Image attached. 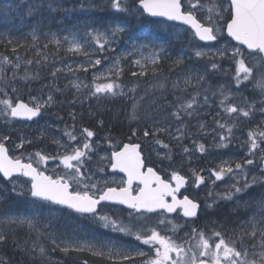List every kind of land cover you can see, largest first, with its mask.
<instances>
[{
  "label": "snow or ice",
  "instance_id": "6c2138e0",
  "mask_svg": "<svg viewBox=\"0 0 264 264\" xmlns=\"http://www.w3.org/2000/svg\"><path fill=\"white\" fill-rule=\"evenodd\" d=\"M46 7L50 13L70 14L77 10L75 7L57 8L51 3ZM43 8L45 5L41 0L28 8V15ZM79 10L111 15H96L92 23L76 24L68 29V35L47 34L57 53L64 48L66 53L85 58L75 66L69 63L55 67V54L50 56L36 45L40 36L39 23L33 28L32 47L36 48L38 57L35 63L42 65L52 61L53 68L49 82L41 86L38 95L29 94L27 102L21 98L23 90L16 86V81L30 83L41 79L40 73L25 67L21 74L22 65L33 64L32 59L23 60L19 54L20 48L28 47L27 43L0 38V45L10 46L14 54V58L0 54V118L6 122L35 121L63 103L80 106L88 103L89 118H95L97 113L91 111L93 102L99 111L105 107L104 102L124 99L131 102L130 111L125 114L131 134L124 143L108 131L101 143L94 139L98 136L94 129L82 126L77 130L78 114L73 108L68 113L72 123L60 129L62 136L48 135L47 127L50 126H46L38 137L49 139L55 146L54 154L39 150L9 155L5 142L10 136L5 135L0 140V174L10 183V192L20 201V208L0 216V225L26 228L37 237L26 248L15 238L12 243L30 260H39L40 264L48 259L40 237H47L65 255L87 252L111 264H125L138 258L140 264H264V0H206L203 3L202 0H81ZM198 12L204 15L198 18ZM145 16L187 26L185 31L191 33L189 40L203 42L199 46H189L171 60L169 72L182 69L178 79L171 82L172 89L181 94L176 95L174 91L175 103L165 97V102L157 104L151 112L143 110L142 101L150 93L165 89L167 77L157 78L162 71V61L168 60L170 53L166 42L157 36L146 34L142 29L133 30L131 20L139 22ZM182 38L181 33L173 36L176 40ZM122 43L125 47L116 54ZM47 48L48 43L44 45V49ZM109 53L115 55L109 56ZM185 60L204 63L182 68ZM225 61L232 67L225 68ZM126 67L135 69L130 75L139 78L130 86L123 79ZM93 69L90 82L86 76L78 75L81 72L88 74ZM58 73H70L74 78L68 79L61 88ZM229 73L231 79L225 82L213 85L209 79L217 74L226 77ZM149 74L154 82L143 94H138L140 80ZM249 84L258 93V99L250 100L244 96ZM45 88L48 89L46 99ZM189 88L195 91L190 98H185L183 93ZM70 89H74L71 99H56V94L65 95ZM152 103L156 104V100ZM213 105L217 110L212 115L213 126L208 127L207 121L199 117L211 114L201 110H210ZM257 114L261 116L259 123L249 128L247 139L241 141L237 130L242 119L250 121ZM56 115L57 119L63 120L59 113ZM79 116L82 118L83 113ZM194 118L195 133L187 123ZM96 124L103 128L104 120L98 119ZM208 136L212 139L207 145L197 138ZM162 137L174 142L180 152L175 153ZM186 139L193 147L184 143ZM32 143V139L21 137L16 147L23 149ZM104 145L111 151L101 154ZM230 146L244 150L242 160L221 159L216 167L207 170V177L203 174L204 168L191 167L194 153L206 154ZM152 153H155V161ZM175 155L181 159L175 160ZM49 160H58L62 165L63 172L56 174L55 178L41 170L40 166L46 169ZM185 164L189 168L182 172ZM107 169L111 173H123L125 177L117 180L106 172ZM253 170H258L259 175ZM20 177L29 180L20 182ZM226 179L229 181L226 190L214 193L212 189L217 182ZM201 185L212 186L208 191L212 203L205 202L203 209L197 197L190 198L181 191L187 192L192 187L199 189ZM254 188H259V192L250 195L243 204L245 208L251 206L253 212L241 222L238 230L212 228L206 234L196 226V220L205 210L219 201H234L240 206L243 195ZM3 191L0 203L7 198L8 190ZM112 206H124L128 210L127 216H121V209ZM109 207L115 216L105 210ZM65 211L69 215L86 217L112 233L131 237L134 242L148 246V251L135 243L124 244L112 237L85 242L61 239L58 242L54 221ZM170 214H176V219L183 220V224H177ZM153 220L154 224L151 223ZM185 225L189 230L178 236ZM49 228L53 230L47 231ZM8 239L4 228H0V245L6 244ZM246 240L253 242L248 244ZM0 264H9V261L0 259ZM82 264H88V261L84 260Z\"/></svg>",
  "mask_w": 264,
  "mask_h": 264
},
{
  "label": "rangeland",
  "instance_id": "374dc122",
  "mask_svg": "<svg viewBox=\"0 0 264 264\" xmlns=\"http://www.w3.org/2000/svg\"><path fill=\"white\" fill-rule=\"evenodd\" d=\"M0 2L8 5V6H16L17 3L15 2V0H0ZM52 5L54 7L57 8H63L65 6V4H67L68 0H52ZM206 2V0H202V3ZM79 5H76L77 8H79ZM67 8H73V5H70L68 7V5L66 6ZM16 12L15 15L19 14L18 10H15ZM49 14V16H48ZM51 14V15H50ZM198 18L202 15H204V13L202 12H198L197 13ZM61 14L60 12H56V13H50L49 11H47L46 15H45V22H44V28L41 31V34L44 35L43 37V42L41 43H49V39L50 36L47 35L49 33H55L59 36H64V35H68V29L67 27H54V23L56 21H60ZM64 17V16H61ZM159 22V23H158ZM154 23L156 24V26H161V21H154ZM139 28L137 29H142L144 33L148 34L149 30L147 27L149 26H145L143 22L137 23ZM186 27L179 25L176 26V33H181L183 38H190L191 33L185 31ZM15 31V28H14ZM135 31V30H134ZM8 34V35H7ZM5 36L1 35V38H9L12 39V37H10V33H7ZM174 34V35H175ZM173 35V36H174ZM173 36L171 39L169 40H163L166 42V47L169 50L170 53V58L167 60L168 61V69H169V64L171 63V60L175 59L177 57V55L181 54L182 51H184L185 49H187L189 46H182L179 47L177 49H174L175 44L173 43ZM159 38V37H158ZM182 38V39H183ZM181 39V40H182ZM38 43H40L38 41ZM201 44L195 45V46H199ZM125 47V44L122 43L120 45V47H118L116 49V54H118L121 49H123ZM3 54V53H1ZM4 55H8L10 58H14V55L12 54H4ZM109 56L115 55L112 53L108 54ZM145 55H148L147 52H145ZM77 58V59H76ZM84 57L83 56H79L77 55V57H75V60H67L63 63H59L58 65H54L55 67H63L66 64H73V66H75V64L77 62H83L84 61ZM122 63L124 64H128L127 61H123ZM204 62L203 61H195V60H185V65L182 66V68H186L187 65L189 64H194V65H202ZM100 67H103V65H101ZM227 68H231L230 66ZM128 69L131 70H135V69H130V67H126L125 68V74L128 72ZM91 71H95V69L90 70V72L88 74H85L83 72L78 73V75H80L82 78H84L85 76H90L91 77ZM130 71L128 72V74L130 75ZM182 69L181 68H177L172 72H167V81H166V87L165 89L161 92V91H156V96H154L153 98H148L145 97L143 102H142V106L145 107L146 111L151 112L154 108H156L157 104H163L164 98L166 97V99L168 101H172L173 103H175L174 101V96H173V92L175 91L176 95H180L181 93L179 91H176L174 89H172L171 87V82L173 80L178 79V77L181 74ZM124 74V77H125ZM10 75V73H9ZM59 76V80L58 83L60 85L61 88L64 87V85L67 83L68 79H73L74 77H72V75L70 73H58L57 74ZM48 76V77H47ZM47 77V78H44ZM41 79H51L50 77V73L49 74H41ZM231 77H223L221 78L218 82H225L227 80H230ZM19 80L16 81V86L18 88H21L23 90L22 86L18 85ZM217 82V83H218ZM48 81L46 80L45 82H42L40 85L38 86H30L31 83H28V88L31 89V92H33V96L38 95L40 93L41 90V86L44 84H47ZM216 84V83H215ZM214 84V85H215ZM193 88H189L187 90L190 91ZM33 90V91H32ZM251 91H252V96L251 99L257 98L258 99V93L253 91L252 87H251ZM47 92L48 89L45 88L43 89V94H44V98H47ZM74 92V89H70L65 95H61V99L58 98V94H56V99L58 101H67L69 99L72 98V94ZM186 93V92H185ZM183 93V95L185 94ZM9 95H12L11 91L9 90ZM149 96V95H147ZM2 98V97H0ZM22 99H24L27 102L28 96H26L24 94L23 91V95L21 96ZM156 100V104H153L152 101ZM79 107V105H69L67 103H63L59 106L53 107L52 109H49L47 114L43 115V117L35 122L32 123H24V122H18L16 120H12V121H8L6 122L3 118H0V140L3 139V137L5 135L10 136V139L7 140L6 146L8 147L10 154L13 156H18L21 153H34L35 151H39V150H44L46 152H52L54 154L55 152V146L53 144H51L49 142V139L46 137L44 139H38V137L40 136L41 130L42 128H45L46 126H50L47 127V132L48 135H54V136H62V133L60 131V129H62L64 127L65 124H71L72 121L69 119L68 113L70 110H72L73 108H75V110H77V108ZM171 109H167V111H170ZM217 109L215 108V105H213V108L210 110H205L202 109L201 111H208L211 114L208 115H202L201 117H199V119L205 120L207 121V126L211 127L213 126V121H212V115L215 114V111ZM56 113H59L60 116L63 117V120L57 119V115ZM97 113V112H96ZM161 115L163 114V111L160 113ZM98 119H103L100 117V114L97 113L95 118H89L90 121V125L89 126H85L82 125L81 122L76 123V127L77 130H79L82 126L83 127H89L94 129L95 131H97L98 136L94 139H99L101 141V143H103V137L105 135L106 132L110 131L108 126L106 125L105 121H104V127L103 128H99L97 127L96 121ZM261 119L260 114H257L255 117H253L252 120L250 121H243L240 123V127L239 130H237V135L240 137L241 141L246 140L247 139V130L251 127H254L255 124L259 123ZM104 120V119H103ZM187 123L189 125V128L191 129V131L193 133H195L197 131L195 125H196V119H189L187 120ZM111 132V131H110ZM21 137H27L32 139L33 143L30 145H25V147L23 149H18L16 147V145L19 143L20 138ZM163 138V137H162ZM198 139L202 140V142H204L206 145L209 144L211 142L212 137L208 136V137H197ZM165 139L166 143H170L171 146L173 147V150L175 153H179L180 152V148L178 146L175 145L174 142H171L169 140ZM124 143L128 142V140L123 141ZM184 143L189 147H193L191 144L190 140H185ZM110 152V149H107V145H104L101 149L100 152L101 154H104L105 151ZM244 156V150L240 149L238 147L235 146H230L228 149H223V150H213L209 153L206 154H202V153H194L192 155V159H191V167L193 168H204L206 171L203 173L206 177L208 175L207 170L216 167V165L220 162L221 159H236V160H242ZM96 158L94 157V160ZM174 159L179 161L181 159V157L179 155H175ZM152 160L155 161L156 160V156L155 153H152ZM35 165V164H34ZM36 166V165H35ZM41 170H45L46 173L48 175H53V177L55 178L56 174L62 173L63 172V168L62 165H60V162L58 160H49L46 166V169L43 165L40 166ZM251 167V166H250ZM189 168V165L185 164L184 168L182 169V172H186ZM55 170V171H53ZM255 172V174L259 175L258 170H253ZM107 173H109L110 175H114L115 178L117 180H120L121 178H124L125 176L121 173H111L110 169L106 170ZM99 178V177H98ZM20 182H25L28 181L29 179L25 178V177H20L19 178ZM191 183V181H190ZM229 183V181H227V179L223 182H217V185L215 186L214 189H212L211 185H208V187H205V185H201V187L199 189L197 188H189L186 193V195H189V197H197L199 202H201L202 204H205V202L211 204L212 203V198H209L208 196V191L210 189H212L214 191V193H220L226 190V185ZM206 184H207V180H206ZM28 185L25 184V187H27ZM10 188L11 185L10 183L4 181V179L1 178L0 176V195H4V191L3 190H8V194H7V198L4 200L3 203H0V216L5 215L7 213H12L14 211H18L20 208V201L18 200V198L15 196L14 193L10 192ZM259 188H254V189H250L249 191L254 192L252 195H256L259 192ZM250 196V193H245L243 195V197L241 198L240 201V206H238L234 201H219L217 204H215L212 208L207 209L203 212V214L201 215L202 217V223L204 225V227L206 228L205 232L206 234H208L209 229H212L213 225L215 224V219L212 218V214L215 213V208L216 207H226V209L231 212V214H235L238 211V207H243L244 201L248 200ZM112 207H118L121 209L120 211V215L123 217L127 216V209L125 208H121L122 206H112ZM112 207L106 208L105 210L108 211L110 214H112L113 216L116 215L115 212L112 211ZM47 211V210H45ZM170 218H174L175 222L177 224H183V220L181 219H176V215L174 216H170ZM237 222L241 224L242 221H246L247 220V216L242 217L240 214V217H237ZM151 223H155V221H151ZM171 227V226H169ZM0 228H4V231L8 234L9 240L11 239V237H13V233H21L22 235H28L31 238H33L34 240L37 239L35 233H29L28 230L26 228H16L15 225H12L10 228L4 227L3 225H0ZM11 229H15V231H12ZM52 228L47 229V231H52ZM54 230L56 232L57 235V240L58 242L62 239L68 242H76V241H80V242H85V241H92L94 238H108V237H112L113 239H119L122 241V243L124 244H132L135 243L136 246L141 247L144 251H148V246L145 245H140L139 242H134L133 238L131 237H123L122 234H117V233H112L110 232L108 229H104L102 227H100L98 224L93 223L90 219L86 218V217H82V216H78L77 214H71L69 215V213L67 211L63 212V214L61 215V217L59 219H57L56 221H54ZM188 231L187 229L181 228L180 231L177 233L178 236H183L184 232ZM162 234H164L162 232ZM8 242L4 245H0V259H4L2 257V250L3 248H9L7 247ZM32 242H30L28 246L31 245ZM40 243H42L45 248H46V255L48 257V259L46 261H44V264H69L71 261H73V264H82V261H84L82 259V256H80L81 253H75V252H70L69 254L65 255L62 251H60L59 248H55V246L51 243V241L47 238V237H40ZM87 253V252H84ZM62 255H65L66 257H70V260H66V258ZM101 258V257H100ZM28 259V264H40V261L38 260V262H36V260H30ZM104 259V258H103ZM89 264V263H88ZM103 264H111V262H109L108 260L105 259ZM125 264H140V260L139 258L136 261L133 262H125Z\"/></svg>",
  "mask_w": 264,
  "mask_h": 264
},
{
  "label": "trees",
  "instance_id": "16d2710c",
  "mask_svg": "<svg viewBox=\"0 0 264 264\" xmlns=\"http://www.w3.org/2000/svg\"><path fill=\"white\" fill-rule=\"evenodd\" d=\"M17 5L16 6H8L2 2H0V38L1 35L5 36L9 31V28H15V31L10 32V37H12V40L15 41H19L21 43H27L28 47L27 48H20L19 49V54L21 55L23 60H27V59H32L33 60V64L31 65H22L21 68V74H23V71L25 69V67L32 72H35V70H38L41 74H49L52 71L53 68V63L52 61H47L45 62V64L42 65H36L35 60L38 59V57H36L35 52H36V48L32 47V37H31V32L33 30L34 27L37 26V24L39 23V31H40V36H39V42H36L37 47L42 50L43 52L49 54L50 56L54 55V59H55V65L59 64L62 60H64L67 57V53L65 51L64 48H61L60 51L57 53L56 52V46L53 44L48 43V48L44 49V45L46 43H41L43 42V37L44 35L41 34L42 29L44 28V22H45V14L48 11L46 5L48 3H53L52 0H42V2L45 5V8H43L41 11L39 12H34L32 15H28V8L30 6H32L33 4L37 3V2H41V0H15ZM70 3L65 4V6L63 8H67L66 6L68 5V7L70 6V4H76L77 2H79L80 0H69ZM86 2V0H85ZM77 10L71 12L70 14H65L63 12H60L61 16V20L57 23H54V27H67L69 29L73 28L74 25L76 24H83L84 22H88V23H92L95 18L96 15L99 14H90V13H86V12H82L79 10V8L75 7ZM15 10L19 11L18 15H15L14 12H16ZM110 16L111 14L106 13L104 14V16ZM138 21L133 19L131 20V24L133 25V30L136 29L135 28V24ZM139 22H143L145 26H150L149 29V33L157 36L163 40H169L172 38V36L175 34V30H176V25L175 24H171L168 22H163L161 24V26H156V24L154 23V21H152L151 19L145 17H141ZM170 25H174L173 27H169ZM8 35V34H7ZM15 36V37H14ZM173 43L175 44L174 49H177L179 47L182 46H195L197 45V40L192 39L191 41L189 40V38H183L182 40H173ZM12 54L14 55L11 50H10V46L8 48H6L4 45H0V54ZM77 56V55H74ZM231 64L227 61L224 62L223 66H227ZM232 67V66H231ZM226 68V67H225ZM168 61H162V71L160 74V77H158L157 79H162L163 77H165L167 75L168 72ZM130 70L128 69V72ZM128 72L125 74V77H123L124 81L130 86L134 80L139 79V78H133L131 75L128 74ZM48 77V76H47ZM44 77V78H47ZM225 76L219 75L217 74L216 76H210L209 79L211 80L212 84L214 85L216 82L219 81V79L223 78ZM226 77H231V73H229L228 76ZM87 80L90 82L91 81V77L90 76H86ZM48 81L50 79H39V80H35V81H31V85L34 86H38L40 85L42 82ZM154 82V78L151 76V74H149V76L144 77L143 79L140 80V88L138 89V94H143L144 90L147 89L150 84H152ZM251 84H249L248 88L246 90H244V96H247L249 99L251 98ZM195 91V89H192L188 92H186L184 94L185 98H190V94ZM156 91H154L153 93H150L149 96H145L148 98H153L154 96H156ZM58 98L61 99V95L58 94ZM143 102V101H142ZM105 107H102L99 111L97 109V105L93 102L91 104V111L92 112H97L100 114V117L104 119L106 125L108 126L109 130L111 131V134L118 138L121 141H126L127 140V136H129L131 133L129 131L130 125L128 124L126 118H125V114L126 112L130 111V101H125L124 99H118L112 102H104ZM143 110L146 111L145 107H143ZM106 109V110H105ZM171 111V110H170ZM77 114H78V122H81L82 125L85 126H89L90 125V121H89V105L88 103H85L83 106H80L77 108L76 110ZM80 113H83L82 118L79 116ZM240 209H242V213L243 217L247 216V219L249 218V216L252 214L253 212V208L252 207H238ZM228 216V217H227ZM225 216V218H222L221 221L225 222L227 220L228 222H232V229H239L240 227V223L238 222H234V217L229 216V214ZM225 223V224H227ZM231 223V224H232ZM230 235V234H229ZM13 238L16 239V241L21 244L22 246H24L25 248L27 247V245L34 241L33 238H31L28 235H22L21 233H13V237H11V239L9 240L7 247L9 248H3L2 250V257L4 259H7L9 261V264H28V256L25 254L24 251H22L21 249L17 248L13 243L12 240ZM227 238V236H226ZM27 242V243H26ZM248 244H251L253 241L251 240H246L245 241ZM65 257V255H62ZM84 259L91 261L92 258L89 255H85L82 256ZM66 259H68L66 257ZM36 262H38V260H36Z\"/></svg>",
  "mask_w": 264,
  "mask_h": 264
},
{
  "label": "bare ground",
  "instance_id": "6f19581e",
  "mask_svg": "<svg viewBox=\"0 0 264 264\" xmlns=\"http://www.w3.org/2000/svg\"><path fill=\"white\" fill-rule=\"evenodd\" d=\"M47 13V12H46ZM46 15V14H45ZM51 15V14H50ZM48 16H49V14H48ZM57 23L59 22V21H56ZM8 33H10V32H12V31H14V28H9L8 29ZM15 37V36H14ZM67 57L68 58H65L64 60H62V62L61 63H63V62H65V61H67V60H75V57H77V56H74L73 54H70V53H67ZM77 59V58H76ZM60 63V64H61ZM58 65V64H57ZM18 85L19 86H22L23 87V91H24V94L26 95V96H28L29 94L30 95H32L33 94V92H30L29 93V88H28V83H21L20 81L18 82ZM33 91V90H32ZM26 102V101H25Z\"/></svg>",
  "mask_w": 264,
  "mask_h": 264
},
{
  "label": "water",
  "instance_id": "95a60500",
  "mask_svg": "<svg viewBox=\"0 0 264 264\" xmlns=\"http://www.w3.org/2000/svg\"><path fill=\"white\" fill-rule=\"evenodd\" d=\"M159 19H164V18H159ZM178 23V22H177ZM37 119H39V118H37ZM23 122H33V121H23ZM10 155V154H9ZM183 190V189H182ZM181 190V191H182Z\"/></svg>",
  "mask_w": 264,
  "mask_h": 264
},
{
  "label": "flooded vegetation",
  "instance_id": "af4514ba",
  "mask_svg": "<svg viewBox=\"0 0 264 264\" xmlns=\"http://www.w3.org/2000/svg\"><path fill=\"white\" fill-rule=\"evenodd\" d=\"M198 224V223H197Z\"/></svg>",
  "mask_w": 264,
  "mask_h": 264
}]
</instances>
